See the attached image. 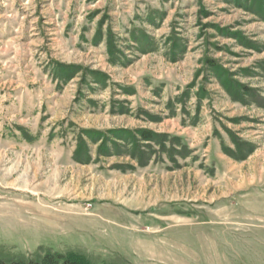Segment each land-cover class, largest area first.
Segmentation results:
<instances>
[{
	"label": "rangeland",
	"instance_id": "374dc122",
	"mask_svg": "<svg viewBox=\"0 0 264 264\" xmlns=\"http://www.w3.org/2000/svg\"><path fill=\"white\" fill-rule=\"evenodd\" d=\"M264 264V0H0V260Z\"/></svg>",
	"mask_w": 264,
	"mask_h": 264
},
{
	"label": "trees",
	"instance_id": "16d2710c",
	"mask_svg": "<svg viewBox=\"0 0 264 264\" xmlns=\"http://www.w3.org/2000/svg\"><path fill=\"white\" fill-rule=\"evenodd\" d=\"M0 264H86L82 260L74 259L62 253L45 254L37 259L0 260Z\"/></svg>",
	"mask_w": 264,
	"mask_h": 264
}]
</instances>
